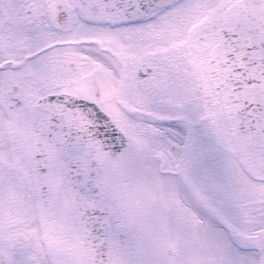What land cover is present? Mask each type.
I'll list each match as a JSON object with an SVG mask.
<instances>
[{"label": "snow or ice", "instance_id": "obj_1", "mask_svg": "<svg viewBox=\"0 0 264 264\" xmlns=\"http://www.w3.org/2000/svg\"><path fill=\"white\" fill-rule=\"evenodd\" d=\"M0 264H264V0H0Z\"/></svg>", "mask_w": 264, "mask_h": 264}]
</instances>
